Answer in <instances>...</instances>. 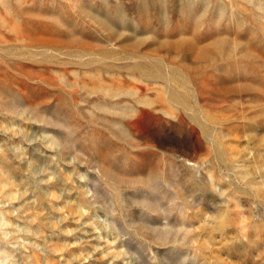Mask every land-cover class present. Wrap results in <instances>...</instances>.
<instances>
[{
  "label": "rangeland",
  "instance_id": "rangeland-1",
  "mask_svg": "<svg viewBox=\"0 0 264 264\" xmlns=\"http://www.w3.org/2000/svg\"><path fill=\"white\" fill-rule=\"evenodd\" d=\"M0 264H264V0H0Z\"/></svg>",
  "mask_w": 264,
  "mask_h": 264
}]
</instances>
